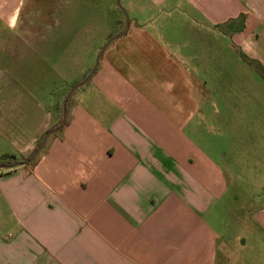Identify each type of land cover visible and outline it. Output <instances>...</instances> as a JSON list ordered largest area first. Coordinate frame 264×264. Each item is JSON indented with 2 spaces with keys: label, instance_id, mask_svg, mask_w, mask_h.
Returning a JSON list of instances; mask_svg holds the SVG:
<instances>
[{
  "label": "crops",
  "instance_id": "obj_1",
  "mask_svg": "<svg viewBox=\"0 0 264 264\" xmlns=\"http://www.w3.org/2000/svg\"><path fill=\"white\" fill-rule=\"evenodd\" d=\"M21 6L0 0V158L16 161L91 65L19 25ZM129 6L62 130L0 167V264H264V0Z\"/></svg>",
  "mask_w": 264,
  "mask_h": 264
},
{
  "label": "rangeland",
  "instance_id": "obj_2",
  "mask_svg": "<svg viewBox=\"0 0 264 264\" xmlns=\"http://www.w3.org/2000/svg\"><path fill=\"white\" fill-rule=\"evenodd\" d=\"M130 2L135 3L136 0H120L128 20L135 15L129 6ZM21 9L19 25H29L38 31L48 28L50 32H54L53 38L48 39L50 43L58 42L66 47L71 43H76L82 60L90 61V70L94 65L97 51L108 39L104 35L105 31L110 28L116 34L126 27V18L116 0H22ZM168 9L164 7V10ZM58 30L60 34L56 33ZM122 37L115 39L112 43L122 41ZM59 54L60 51L57 56ZM51 56L55 57L56 54L51 53ZM48 59L53 60L49 57ZM31 69L32 72L37 73L39 66L31 67ZM68 72L66 70V74ZM48 77L51 79L53 75L52 77L48 75ZM81 87L83 86L79 88L82 89ZM200 102H202L201 98ZM208 121L214 123L211 118ZM209 136L216 138L215 131H210Z\"/></svg>",
  "mask_w": 264,
  "mask_h": 264
},
{
  "label": "water",
  "instance_id": "obj_3",
  "mask_svg": "<svg viewBox=\"0 0 264 264\" xmlns=\"http://www.w3.org/2000/svg\"><path fill=\"white\" fill-rule=\"evenodd\" d=\"M116 3L118 5V7L122 10V12H123V14H124V16L126 18V22H125L126 23V27H125V29L123 31H120L119 33L114 34V35H112L111 37H109L107 39V41L100 47L99 51L97 52V56H96L94 65H93L92 69L90 70V72L86 75V77L83 80H81L79 83H77L75 86H73L69 90V92L67 93V95L65 96V98L62 101L61 118H60V121H59L58 125L55 128L50 129V130H48V131H46L44 133L40 145L35 149V151L32 153V155L29 158H27V159H25L23 161H15V162H13L11 164H0V167H15V166L26 165V164L30 163L35 158V156L39 153V151L43 148L47 138L51 134L59 131L62 128V126H63V124L65 122V119H66V102H67L68 97L71 95V93L77 87L83 85L84 83H86L92 77V75L94 74V72H95V70H96V68L98 66L99 58L101 57L104 49L107 47V45L110 42H112L116 38L120 37L126 31V29L128 27V17H127L126 11L121 7L120 0H116Z\"/></svg>",
  "mask_w": 264,
  "mask_h": 264
},
{
  "label": "trees",
  "instance_id": "obj_4",
  "mask_svg": "<svg viewBox=\"0 0 264 264\" xmlns=\"http://www.w3.org/2000/svg\"><path fill=\"white\" fill-rule=\"evenodd\" d=\"M111 36H112V35H110L109 37H111ZM109 37H108V38H109ZM70 99H71V97H68L67 102H66V112H67L68 107H69ZM61 111H62V106H60L59 114H58V116H57V121H56V123H55L50 129H53V128H55V127L58 125V123H59V121H60V118H61ZM64 124H65V122H64ZM64 124H63V126H64ZM63 126H62V127H63ZM50 129H48V130H50ZM48 130H47V131H48ZM61 130H62V128H61L59 131H57V132H55L54 134H52V135H57ZM45 132H46V131H45ZM45 132H44V133H45ZM43 135H44V134H42V135L39 137V139L37 140V143H36V145H35L33 151H32L27 157L22 158L21 161H23V160L29 158V157L32 155V153L35 151V149L40 145ZM35 158H36V157H35ZM35 158H34L30 163H28V165L32 164V163L34 162ZM16 160H17V159L15 158V156H14L13 154H4V155H2V157L0 158V164H10V163L15 162Z\"/></svg>",
  "mask_w": 264,
  "mask_h": 264
}]
</instances>
